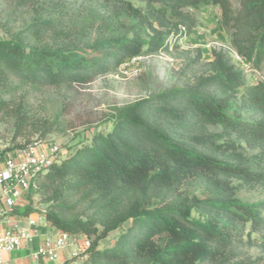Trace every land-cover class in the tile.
Listing matches in <instances>:
<instances>
[{
  "label": "trees",
  "instance_id": "trees-1",
  "mask_svg": "<svg viewBox=\"0 0 264 264\" xmlns=\"http://www.w3.org/2000/svg\"><path fill=\"white\" fill-rule=\"evenodd\" d=\"M146 2L145 13L131 9L134 24L84 46L60 31L46 42L54 22L40 18L0 40V115L15 120L16 138L29 130L45 139L53 124L34 120L8 91L88 85L128 60L168 52L197 26L185 9L219 7L229 36L231 49H214L206 62L199 52L180 86L116 108L109 129L39 175L44 216L90 240L83 264H261L264 241L253 235L264 231V0H240L238 11L230 0ZM257 246L263 254L254 257Z\"/></svg>",
  "mask_w": 264,
  "mask_h": 264
},
{
  "label": "rangeland",
  "instance_id": "rangeland-1",
  "mask_svg": "<svg viewBox=\"0 0 264 264\" xmlns=\"http://www.w3.org/2000/svg\"><path fill=\"white\" fill-rule=\"evenodd\" d=\"M230 1L233 9L238 11L240 0ZM132 8L145 13L149 5L146 0H0V40L10 38L12 33L40 18L54 22L52 30L43 35L46 42L51 43L60 31L63 35L61 40L84 46L104 35L120 33L123 25L134 24L136 20L131 13ZM154 8L158 9L160 5L155 4ZM184 11L195 17L197 26L192 34L185 35L168 52L139 57L135 62L123 64L118 71L98 77L88 85L39 89L24 87L8 91L5 98L24 108L34 120L53 124L54 130L45 139L29 130L24 136L16 138L15 120L1 114L0 154L13 151L17 145H25L28 141L32 144L40 140L57 144L62 154L68 153L82 143H89L96 133L109 129V120L116 108L175 85L180 86V71L199 52L202 61L206 62L212 59L214 49H231L219 7ZM155 27L158 28L157 24ZM148 33L153 35L150 29ZM240 197L253 202L260 199L256 192L243 191ZM29 200L32 210L38 212L49 208L42 205V197L36 193ZM120 233L121 230L111 233L101 242V248L111 247ZM253 237L263 242L264 231L255 233ZM261 249L254 247L251 254L259 257L263 254ZM261 264H264V260Z\"/></svg>",
  "mask_w": 264,
  "mask_h": 264
},
{
  "label": "built area",
  "instance_id": "built-area-1",
  "mask_svg": "<svg viewBox=\"0 0 264 264\" xmlns=\"http://www.w3.org/2000/svg\"><path fill=\"white\" fill-rule=\"evenodd\" d=\"M237 62L245 64L244 60L234 52ZM137 58L128 60L125 64L133 63ZM57 144L40 140L23 148L7 151L0 167V264L5 263L7 255L28 249L34 240L41 235L43 224L48 222L44 216L45 209L30 214L22 226H3L10 213L19 202L36 193L35 180L65 156ZM90 240L85 238L81 245L77 236L56 229L53 237H46L44 243L32 253L36 260L46 259L55 261L60 253L73 248L71 260L66 264H75L76 260L85 261L88 258Z\"/></svg>",
  "mask_w": 264,
  "mask_h": 264
},
{
  "label": "crops",
  "instance_id": "crops-1",
  "mask_svg": "<svg viewBox=\"0 0 264 264\" xmlns=\"http://www.w3.org/2000/svg\"><path fill=\"white\" fill-rule=\"evenodd\" d=\"M4 155H0V167H2V163L4 160ZM31 200L23 199L19 202L16 208L10 213L8 217V221L3 224L6 225H18L22 226L26 223V218L29 215H25V211L27 207H31ZM33 214V213H31ZM56 234V228L52 227L49 222L43 224L41 228V235L37 237L33 244L24 250L15 251L5 258L4 264H66L68 261L71 260L72 252L74 251L73 248H67L60 253V256L55 261H49L46 259H39L36 260L33 258L32 253L37 250L45 241L46 237H53ZM79 244L83 242L85 237H77ZM84 262L81 260H76L75 264H83Z\"/></svg>",
  "mask_w": 264,
  "mask_h": 264
}]
</instances>
